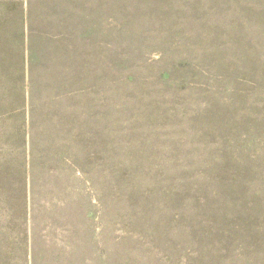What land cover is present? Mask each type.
Wrapping results in <instances>:
<instances>
[{
	"label": "rangeland",
	"instance_id": "rangeland-1",
	"mask_svg": "<svg viewBox=\"0 0 264 264\" xmlns=\"http://www.w3.org/2000/svg\"><path fill=\"white\" fill-rule=\"evenodd\" d=\"M0 264H264V0H0Z\"/></svg>",
	"mask_w": 264,
	"mask_h": 264
}]
</instances>
